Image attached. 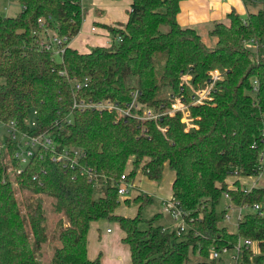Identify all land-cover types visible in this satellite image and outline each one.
I'll return each instance as SVG.
<instances>
[{"label": "trees", "instance_id": "obj_1", "mask_svg": "<svg viewBox=\"0 0 264 264\" xmlns=\"http://www.w3.org/2000/svg\"><path fill=\"white\" fill-rule=\"evenodd\" d=\"M15 1L21 12L0 16V122L13 121L32 134L50 130L61 148L83 152L81 165L91 167L95 177L90 182L39 149L22 174H12L26 196L23 216L0 149V264H40L37 254L49 241L44 197L52 199L59 217L54 235L61 247L54 250L52 264H103L101 254L88 257L90 226L103 220L125 232L131 264H188L191 253L207 260L212 246L233 248L240 239L258 247V254L243 249L240 264H263L264 217L246 214L232 228L225 224L222 204L225 193L239 207L264 200V188L246 192L239 180L259 173L264 147V5L245 19L233 9L228 23L216 22L209 31L216 44L208 46L197 30L178 22L186 0H132L125 28L110 30V46L85 54L67 47L57 62L38 43V21L72 40L84 21L82 0ZM213 73L221 79L203 104H195L196 93L205 91ZM85 79L79 99L110 100L125 108L138 93L140 113L149 108L160 117L73 110L72 81ZM177 99L189 128L181 111L170 113ZM34 111L37 127L30 130L24 120ZM4 142L11 157L15 146L7 138ZM129 162L131 184L138 170L151 181L161 180L165 167L174 172L172 199L185 212L187 233L179 236L155 226L154 219H143V207L153 201L147 194L135 198L136 216L116 214L118 184ZM235 172L238 178L229 184Z\"/></svg>", "mask_w": 264, "mask_h": 264}, {"label": "built area", "instance_id": "obj_2", "mask_svg": "<svg viewBox=\"0 0 264 264\" xmlns=\"http://www.w3.org/2000/svg\"><path fill=\"white\" fill-rule=\"evenodd\" d=\"M39 24L42 27V30L38 33V43L43 51L50 52L53 55V59L59 57V61L62 59V56L65 52V49L70 46L71 40L67 36H61L51 32L46 29L44 21L39 19ZM97 28L95 26L91 27V31L95 32ZM122 38L118 37L116 42H121ZM113 42V41H112ZM110 42V44H112ZM56 61V60H55ZM58 62V61H57ZM221 76L218 73H213L211 77V81L209 86L203 92H197L195 97V104H203L205 100L208 99L210 91L213 89L216 81L220 80ZM185 82L189 81V77L184 78ZM72 85L74 87V101L72 104V109L79 112L84 111H109L116 113L119 118L124 117H137L140 120H157L160 117V114L155 113L152 109L145 108L140 113L142 109L141 103L138 101V93L133 94V100L127 107H121L117 103L110 100L103 101H92V100H84L79 99L76 96V93L80 91L82 88L87 87V79L84 81L73 80ZM254 91H257V81L253 82ZM181 104L180 100L177 99L176 103L170 112L174 114L177 111H181L184 115V120L188 125V128L191 126L190 120L185 115V107H178L177 105ZM36 111H34L30 117L24 120L25 125L29 127L30 130L36 129L37 122L35 120ZM3 123V122H2ZM264 123V116H263ZM7 130V139L15 146V151L13 155L8 157L6 160L7 163V171H12L14 175H20L24 171V168L30 163L31 159L38 152L39 149H44L52 152L54 154L53 160L60 162L63 164L65 169L79 171L81 176H84L88 181H93L95 177V172L91 167H86L81 165V160L84 155L83 152L78 149L71 148H61L60 144L54 140L53 132L50 130H45L37 134H32L27 131H21L17 128L15 122L10 121L8 123H3ZM264 144V140L262 141ZM4 148L6 149V145L4 144ZM1 149V148H0ZM14 162V163H13ZM259 173L256 175L258 179L255 183H253L252 187H247V185H242L245 188V191L248 192L253 188H258L255 185L258 180L263 178L264 175V147L262 148L259 156ZM128 172H125L121 176L120 183L118 184V196L120 202L124 200L125 197L128 196L130 189L134 188L133 184L128 181L127 178ZM238 178V172L234 173V176ZM246 178V177H243ZM241 179V178H239ZM224 201L226 202L223 205L224 210H226L225 214V223L237 225L240 221H242L243 217L249 213H259L262 217H264V206L262 203H256L252 206L244 205V206H236L232 203L231 198L228 193L224 195ZM165 204L166 212L171 216V218L178 222L177 229L175 230L177 235L182 236L187 233L188 225L185 220V212L180 208V205L174 199L165 200L163 202ZM244 210H249V213L243 214ZM234 211L235 215L230 212ZM112 229H107V233H111ZM256 246L252 240L249 239H240L238 244L233 248H221L217 249L212 246L209 249L208 259L205 260L208 264H240V254L243 249H253ZM254 253L257 254L254 250Z\"/></svg>", "mask_w": 264, "mask_h": 264}, {"label": "rangeland", "instance_id": "obj_3", "mask_svg": "<svg viewBox=\"0 0 264 264\" xmlns=\"http://www.w3.org/2000/svg\"><path fill=\"white\" fill-rule=\"evenodd\" d=\"M83 1V0H82ZM247 3V7H251L252 10H255L254 7L259 6L256 11H251L252 13L257 12L259 9L262 8V5H264V0H252L253 4H248L249 0H245ZM83 15H84V21L81 27V30L77 36L72 38V46L77 48L79 51H89L94 45L97 43L103 42L105 43L107 39L110 40V42L113 41L112 34L110 33L108 37L103 36L104 29L108 30H118V29H124L126 23H115L111 25L103 26L107 23L111 22H120L128 20V11H130V0H84L83 3ZM240 8V15L245 19L248 15V10H246V6L241 3L239 5ZM21 6L20 4L15 0H0V16L3 17H14L18 14V12H21ZM92 25L98 26L99 30L97 33L90 32V28ZM199 34L202 36L204 42L208 46H214L216 44V39L211 37L209 34H206L204 31H198ZM103 34V35H102ZM111 45V44H110ZM108 47V46H107ZM250 48L253 50H257L255 46L249 45ZM262 55L264 57V47H262ZM59 57H56L55 60L59 61ZM178 107H184V105H177ZM7 137V130L2 122H0V148L2 152L6 155V160H8V153L6 149L4 148L5 144V138ZM132 169V164L129 162V165L127 167V172ZM9 174L11 175V179L14 182V188L16 192V197L18 202L20 203V208L22 211V215H25V208L23 207L22 201L24 200V197H26L20 190L19 186L15 183V178L12 176L13 172L10 171ZM174 172L168 168L165 167V170L163 172L162 179L159 181H151L147 178V176L141 171L138 170L137 176L135 178V182L137 185L142 188L141 190L146 191L149 194H152L153 201L145 205L141 212V217L145 220H153L154 219V225L155 226H164L165 228H169L170 230H176L178 226V222L174 221L171 216L166 212L165 210V204L163 203L164 199H171L172 198V182L174 180ZM237 178L236 177H229L230 182H234ZM258 179L257 176H251L246 177L244 182L247 184V187H252L253 183L256 182ZM231 184V183H229ZM258 188H264V175L263 178L259 179L257 184L255 185ZM135 189V188H134ZM132 189H130L131 191ZM143 194V193H141ZM148 195V194H147ZM133 197V194L131 195ZM135 198L132 200H126L125 202L121 201V205L119 206L118 215L125 216V217H131L136 216L138 212V205L134 202ZM51 202L52 199L48 197H44V203L43 208L45 209L46 216H47V227H48V235H49V241L45 243L41 250L37 254V259L40 262V264H52V257L54 250L56 248L61 247V243L57 239V235H54V231L56 230L57 222L59 220V217L56 216L52 209H51ZM131 202V203H130ZM146 204V203H144ZM226 202L223 200V205H225ZM262 204L264 206V200L262 201ZM222 206L219 208L222 209ZM224 207V206H223ZM249 210H244L243 214L249 213ZM231 214L235 215L234 211L230 212ZM60 218H63L62 216ZM64 219V218H63ZM107 221V220H105ZM106 222L105 226L109 227L110 229L115 227V222ZM227 225V223H225ZM232 228H235V225H229ZM144 227V226H142ZM27 232L30 234V238L32 239L31 229L29 225H26ZM117 234V233H116ZM93 235V232H92ZM94 238V237H93ZM91 239V247L93 249H96L98 252V255L101 253V255H104L109 258L110 255L113 254V251L116 246H119L123 244V241L116 240V237L114 236L111 240L112 242H103V239L101 242H97V239L93 240ZM33 240V239H32ZM31 240V241H32ZM116 240V241H115ZM89 242V239H88ZM121 243V244H120ZM255 252L258 254V247L257 245L253 247ZM198 255L190 254V261L188 264H200V263H206L205 260H202L198 258ZM110 260L112 258L110 257ZM264 264V260H263Z\"/></svg>", "mask_w": 264, "mask_h": 264}, {"label": "crops", "instance_id": "obj_4", "mask_svg": "<svg viewBox=\"0 0 264 264\" xmlns=\"http://www.w3.org/2000/svg\"><path fill=\"white\" fill-rule=\"evenodd\" d=\"M83 3H84V0L82 1V6H83ZM241 3L246 6V10H248V13H252L251 11H256V9L259 7V6L254 7L255 10H252L253 5L251 7H247V3L245 0H186L181 3V6H180L181 11L178 15V22L182 27L193 28L197 30V32L202 30L206 34H209V31L213 28L216 22L228 23L227 16L233 9L237 13L240 14L241 10L239 8V5H241ZM249 3L253 4L254 2L252 0H249L248 4ZM131 4H132V0H130V8H131ZM19 13L20 11L18 12V14ZM126 22H127V19L125 21L107 23L105 24V26L115 24V23H126ZM92 26H95L97 28V30L95 31V33H97L99 30L98 26L96 25H92ZM103 29H104V33H103L104 35L103 34L102 35L109 38L108 35L110 34V32L106 30L105 28ZM90 32H92L91 28H90ZM71 43L72 42H70L69 47L76 49L78 52L83 53V54L89 52V51L88 52L79 51L77 48L72 46ZM95 46H110V40L107 39L105 43L103 42L97 43L93 47ZM239 180L242 185H247L244 182L245 178H241ZM228 182L231 184L233 183V182H230L229 180ZM133 187L135 189L132 188L128 196L125 197L124 200H122L123 202H125L126 200H130L132 202V200L141 193L152 196V194H149V192L147 193L146 191L141 190L142 188H140V186L137 185L135 181L133 183ZM132 194H133V197L131 196ZM165 200L167 199H164L163 202ZM116 214L118 215V210L116 211ZM131 217H134V216H131ZM106 222L109 223L108 221L103 220L99 222H93L90 226V229L88 232V239H89L88 257L90 259H95L96 257L99 256L97 250L91 247L90 241L93 237H94L93 240L97 239V242H101L103 239V242L107 241L111 243L112 242L111 239L114 236L116 237V240L118 241L123 240V238L126 236L125 232L121 230L120 225L118 223H114L115 227L112 228L111 233H107L106 230L109 229V227L105 226ZM92 232H93V235H92ZM110 257L112 258V260H110ZM101 261L103 264H131L129 246L124 243L119 246H116L113 251V254L110 255L109 258L104 255H101Z\"/></svg>", "mask_w": 264, "mask_h": 264}]
</instances>
